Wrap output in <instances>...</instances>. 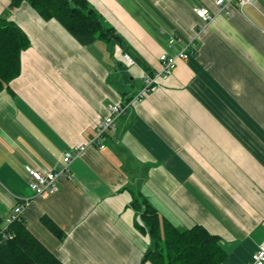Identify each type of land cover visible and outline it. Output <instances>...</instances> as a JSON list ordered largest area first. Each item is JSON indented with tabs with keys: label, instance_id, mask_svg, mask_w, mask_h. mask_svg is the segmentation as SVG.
<instances>
[{
	"label": "crops",
	"instance_id": "0c3cea01",
	"mask_svg": "<svg viewBox=\"0 0 264 264\" xmlns=\"http://www.w3.org/2000/svg\"><path fill=\"white\" fill-rule=\"evenodd\" d=\"M88 1L121 44L83 46L29 4L0 0V18L31 41L20 76L0 94V216L30 199L23 219L65 264H141L150 238L136 227L132 201L143 197L180 230L202 225L218 235L228 255L222 264H250L264 239V0L231 5L229 14L216 0ZM195 7L214 19L203 24ZM171 36L181 41L170 50ZM189 45L192 57L116 119L103 149L88 147L57 193L34 197L30 169H60L111 105L160 70L162 54ZM125 51L136 65L125 64Z\"/></svg>",
	"mask_w": 264,
	"mask_h": 264
},
{
	"label": "trees",
	"instance_id": "16d2710c",
	"mask_svg": "<svg viewBox=\"0 0 264 264\" xmlns=\"http://www.w3.org/2000/svg\"><path fill=\"white\" fill-rule=\"evenodd\" d=\"M23 3L29 4L43 20L59 23L83 46L97 41L116 43L115 28L88 0H12L11 6L17 8ZM30 46L29 37L17 22L0 18V94L10 90L11 82L20 76L21 56ZM132 207L140 217L138 231L150 238L141 264H222L226 260L221 238L206 227L195 225L180 230L162 217L147 198L135 197ZM43 223L58 239L64 238V232L52 220L44 218ZM3 226L0 216V264H65L31 232L23 217L5 232Z\"/></svg>",
	"mask_w": 264,
	"mask_h": 264
},
{
	"label": "built area",
	"instance_id": "2783aa9c",
	"mask_svg": "<svg viewBox=\"0 0 264 264\" xmlns=\"http://www.w3.org/2000/svg\"><path fill=\"white\" fill-rule=\"evenodd\" d=\"M256 0H216V5L220 11L229 14V7L237 5L241 10L246 6L254 5ZM194 14L198 20L203 24L210 23L214 16L209 8L195 7ZM202 30V29H200ZM181 39L178 36H171L168 39V48L171 50L180 43ZM194 48V47H193ZM195 49V48H194ZM194 53L191 45L181 49L176 54L164 53L160 56L161 68L154 71L152 74L147 73L143 79V86L133 96L126 99L125 103L111 105L109 107L110 114L105 119L101 120L96 127L95 135L85 144L71 148L63 155V164L60 169L39 171L35 169L29 170L30 180L28 186L33 192L34 197H50L59 191L58 180L62 176H69L70 164L77 157L81 156L90 146L98 145L103 149L105 146L102 144L103 137L111 130L115 129V121L126 111L130 106L135 103L143 102L146 97L155 92L161 81L168 79L174 74L178 66L179 60L188 61ZM123 61L128 67L136 65L135 59L129 53H123ZM31 200L24 198L13 209L11 215L5 219L3 231L5 232L9 225L19 221L23 217L24 210L30 205ZM4 239L8 238L7 234L3 235ZM250 264H264V239L259 244L255 253H253Z\"/></svg>",
	"mask_w": 264,
	"mask_h": 264
},
{
	"label": "water",
	"instance_id": "95a60500",
	"mask_svg": "<svg viewBox=\"0 0 264 264\" xmlns=\"http://www.w3.org/2000/svg\"><path fill=\"white\" fill-rule=\"evenodd\" d=\"M114 40L116 41V42H118V43H122V39H121V37H119V36H114Z\"/></svg>",
	"mask_w": 264,
	"mask_h": 264
},
{
	"label": "rangeland",
	"instance_id": "374dc122",
	"mask_svg": "<svg viewBox=\"0 0 264 264\" xmlns=\"http://www.w3.org/2000/svg\"><path fill=\"white\" fill-rule=\"evenodd\" d=\"M122 39V38H121ZM110 61L113 63V59L111 58V56H110Z\"/></svg>",
	"mask_w": 264,
	"mask_h": 264
}]
</instances>
